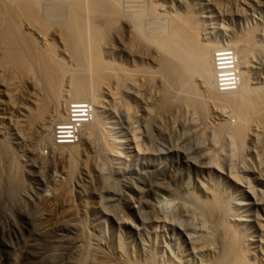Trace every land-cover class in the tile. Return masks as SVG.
<instances>
[{
    "label": "rangeland",
    "instance_id": "rangeland-1",
    "mask_svg": "<svg viewBox=\"0 0 264 264\" xmlns=\"http://www.w3.org/2000/svg\"><path fill=\"white\" fill-rule=\"evenodd\" d=\"M138 1H140V2H138ZM138 1L137 0H134V1L128 0V2H127L125 0V2H124V0H120V5L124 11L127 12L129 10L127 13H129V12L132 13V12L137 11L139 9L138 8L139 6L141 7L142 5H144L146 3L147 4L151 3V1H153L152 3L154 5L152 3L151 4L155 8L154 10H156L157 13L159 12L158 13L159 15H157V13H155L157 16L155 15L154 18H156L158 16L159 17L154 20L152 18L153 16L151 17L148 14H144L145 16L143 15L141 18L144 21L140 20V22L142 21L140 23L141 27L147 31V34H148V31L151 32V30H153L152 26H154L155 28L157 27L159 29H162L166 25V24L163 25L165 21H167V20L177 21L178 18L176 19V17H178V16H179V18H180V16H183V17L186 16V18H188L187 17L188 13L191 14L188 16H193V19L195 20L193 22L196 25H198L197 28L200 29V31H198L199 29H196L197 30L196 34L198 33V35H196L197 41H199L200 43L201 42L204 43L203 40H205V42H207V41L208 42L209 41L215 42L216 41L218 43V45L223 44L222 42H225V43H230L231 41L236 42L237 37L241 38L246 34H252V33L254 34L255 42L259 43L258 42L260 39L259 34H261L260 32L264 31V0H155V1L154 0H138ZM143 1H145L146 3ZM121 2H123L125 4H123ZM137 2H138V4H137ZM139 3H141V4H139ZM131 4H132V6H131ZM135 4H137V7ZM160 5H161V7H160L161 9L158 7ZM155 6L158 8H156ZM126 9H128V10H126ZM146 17H147V19H146ZM149 17L152 20H150ZM166 17H167V19H166ZM145 19H146V21H145ZM179 20H181V19H179ZM162 21H163V23H159ZM157 25L158 26L160 25L161 27H158ZM148 26H150V27H148ZM145 27H148V28H145ZM115 28H117L116 29L117 31L115 29H112V30H114L116 32V34L115 33L112 34V32H114V31L111 30L110 31L111 34H109L107 37L109 42H108V40H106V42L103 43L106 46V47H104V45H103L102 50H101L102 54H103L102 55L103 59L107 58L106 60L108 62L111 60L110 62H112V63L114 62V64L120 63L119 65H121V66L123 65L122 68H124V69L130 68V69H132V71L136 68H138V69L141 68L143 70L146 69L147 72L151 70L150 73L152 74V71H153L154 78H153V76L149 75L150 74L149 73L148 76L152 77V79L150 78L151 80L147 76L148 80L146 79V80L142 81L143 84L141 82H138V83L135 82V84L137 83V85L140 84V87H139V85L138 86L136 85V87L135 86L131 87L129 89V91L125 92L124 94H123V92H120L121 95L119 94L120 95L119 99H121V100L119 103L115 104L116 107H114V108L116 110L115 109H114L115 111L113 109L110 110L112 113H110L108 111L110 113V115L108 112H105L106 114L102 113L100 115V118L104 119L103 122L104 123L107 122L106 123L107 130L110 131L112 128L113 131L111 130V134L115 133L116 136L119 134L121 138H125V136H127L129 134V132L131 130L130 128L132 127V129L135 130L136 133L139 131L137 133L138 134L137 137H139L141 139L140 140L138 138L139 146L142 145V147L141 148L139 147V149L140 150L142 149L143 151L141 150L140 152L139 151L137 152L136 150L131 149V147L133 145L131 146L128 144H126V145L123 144L122 145L123 147L121 146V152H120L119 157H121L122 155H124V156H122L121 158H119V157H113V158L111 157L110 158L109 157L111 159L110 160L108 157L104 158V156H103V158L105 160L108 158L107 159L108 161L109 160L112 161L111 164H109L108 161H106L107 164L106 163L103 164V162H101V161L105 162V160H103V158H101L102 156H99L98 152L96 153L95 149H93L94 147L93 146H92L93 148L88 147L85 144L84 140L83 141H82V139L80 140L79 137H76V143L73 144L74 147H77L76 155L73 154L72 156H69L71 154L69 152L67 153L66 147L71 146V145H68V146L63 145V146H60V147H62L61 149H59V148L56 149L55 147H58V146L54 147V145H52L51 132H52V129H53L55 124H57L58 122H62L59 119H55V118L52 119V116L48 117V115H47V117L44 116V120L46 119L45 120L46 122L48 120V122H50V125H51L49 136H48L50 140L49 139L45 140V138L43 139V136H44L43 133L44 132L40 128H37V126H34L35 128L34 127H31V128L27 127L25 125L26 123H23V113L21 112V109L24 108L25 105L27 106V103H28L27 100L29 99L28 96L32 95V92L30 93L29 91H32V89L26 83H23V82L21 83V82L15 81L16 79H14L13 77H10L11 74L9 76V72H5V71H2L0 69V71H1L0 74H2V75H0L1 76L0 77V130H1V132H0V148H1L0 149V264H74L73 260H74V262H76L75 261V260H77L76 258L79 257V254H78L75 246H76V244L77 245L79 244L78 241L82 237V235H81L82 231L81 230H83V233L89 232L88 235L90 234V237H92L90 239V244L92 242H94L95 244L92 243L91 245L93 247L94 246L96 247V249H94L95 247L93 248L94 252L91 251L92 259H90V257H91V253H90V255H89L90 257L88 256V259L85 260V264H101L100 260H102V258L107 260V262H106V260H104L106 264L107 263H109V264H115V263L118 264L119 263L120 264L121 260H120V262L118 260V259H120V258H118L120 256L117 254V252H119V250H116V249H118L117 244H119V242H121L119 244V246L121 248L122 247L126 248V246H128V249L122 248V250L123 249L125 250V252L123 251L125 253V255H127V254L132 255V252L134 251L133 255H135L134 256L135 259H138V256H136V255L139 254L140 251H142L141 248L144 246H145L144 247L145 249L144 248H142V249L146 250L147 253L149 252V254L145 253V251L143 250L144 251L143 255L145 253L146 254L145 257H148V258L150 256L153 258L155 257V262L160 260V259L162 260V259L166 258V259L170 260V258H172V257H170L171 255L168 254V252H170V251H168V247L171 248L172 255L176 254V257H174V258L179 257V258L184 259V261L187 260V257H190V259H192V257L197 256V258H198L200 256H198L196 254L194 255L193 254L194 252L190 248L189 244L187 242L185 243L184 236L189 235L190 231H191L190 234H193L190 236H196L197 235V234H195L197 231L195 232L192 229V227L197 228V225L199 227L198 217L201 215V213H200L201 211H199L200 209L198 210L195 207L196 206L195 198L200 199V197H201V199H202V196L204 194L202 191L203 188H201V190H200L199 187H204L206 189L207 188L210 189L211 186H212V188H216V189L219 188V190H217V191H219V193H222V195L225 193L227 195V197H229L228 198L229 200H230V198H231V200L232 199L236 200L235 202H233V200H232V203H231V200L228 201V199H227V202L232 206V209H231L230 208L231 206L229 205L230 215L233 212V214L231 215L232 218L242 219V225L238 226V228H239L238 231L240 233L242 231V233H244V234H249V235L252 234L254 236H257L256 239L254 238L255 239L254 241H256L258 236L260 235L258 240L260 239L261 242L258 245V244H256L258 241L257 240L256 243L254 244V246H256L255 247L256 252H255V254H253L251 256V258H252L253 264H259V263L264 264L263 263L264 253H261V252H264V245H263L264 244L263 243L264 242V233H262L264 231V194H263L264 193L263 192L264 191V125L260 122H256V123L251 124L250 129H249V135H248L249 138L247 137L248 139L246 138L244 140L245 142H243V144L245 146L244 145L241 146L240 149L238 148L237 144H235L236 146H234L233 145L234 143L232 144L231 140L228 137H227V139H225L226 137L224 138L225 141L221 140L223 142V143L220 142L221 145L223 144L222 146L219 143L217 145L213 146L214 143H213L212 135H211L213 133L212 131H214V129L220 124L221 121L226 122V123L229 122L228 124H230V122L233 123V120L236 122V119H232V118H234L233 115L228 113V110L226 107H222L221 105H218L217 107L219 108L218 110L221 111L220 112V111L216 110L217 107L215 109V105L212 108V106H211L212 104H209V105H206L207 106V108L205 110L206 116L205 115L201 116L195 109H192L191 107H188L185 105L187 107V109H186V107L183 106V104L182 105L181 104L178 105V103L173 104V102L171 101L172 99L170 101H167V103H168L167 105L169 106V107H167L166 103H164V101H163V95L160 96V94H162L163 91H162V86H160L161 85L160 84L161 77H160V79L158 77L161 74L158 73V75H157V72H158L157 68L158 67H156V66H158V64H157L158 59H157L156 63L153 62V61H155V57L158 58L157 53H159V52L157 50H155L157 48L153 47L152 45H151L152 47L147 45V47L149 46L148 47L149 49L146 48V46H145V47H143L144 49L142 50L141 49L142 46H141V48H140L141 50L138 48L139 50L137 51V48L134 47L133 43H132L133 47L131 46L132 41L129 42L130 39H129V36H127V35H129L128 31L125 30V28L120 23H118V25ZM195 28H196V26H195ZM249 30H251V31L248 32ZM222 31H224V32H222ZM121 38L123 41L121 40ZM110 42L113 45L110 44ZM107 44H108V46H107ZM126 46H128V47H126ZM126 48H127V50H126ZM104 49H106V50H104ZM213 50H214V48H212V52H213ZM155 51H157V53ZM131 58L132 59L134 58V59L132 60ZM254 58L255 57H252V59H254ZM134 62H135V64H132ZM151 66L153 67V69ZM154 70H156V71L154 72ZM155 74H156V76H155ZM7 77L13 78L14 84L8 82L9 78H7ZM10 80L12 82V79H10ZM153 81H154V83H152ZM148 82H149V84L150 83L153 84L152 85L153 87L151 86V84L149 85ZM19 83H20V85H19ZM198 83L199 82H197V84ZM5 84L8 86L10 84V87L13 90L9 89L10 87L7 86L8 89L6 92V90H5L6 87H3V86H6ZM147 84L149 86H147ZM142 85H143V87H142ZM261 85L264 86V74H259V73L253 72L251 77H250V80H248V88L250 89V87H251L252 90L251 89L250 90L253 92L254 91L253 89L255 87L261 86ZM156 87L158 89H156ZM137 88H139V89H137ZM143 88H145V89H143ZM151 88H154V90ZM132 89H134V90H132ZM199 90H200V88H199ZM152 91H154V92H152ZM18 92H20V93H18ZM125 94L128 96H126ZM27 97H28V99H27ZM155 99H156V101H155ZM160 100H162L161 102H163L164 105H166L165 107H163L164 105H163V103L160 102ZM25 101H26V103H25ZM75 102H80V101L68 100L66 107H67L68 103L72 104ZM87 102H89V101H87ZM121 102H122V104H121ZM124 102L128 103V106ZM170 102L172 103L173 108H172ZM113 104H114L113 102L105 103V106L111 105L109 107L107 106V108H108L107 110H109L110 107L113 108ZM90 105H91V103H90ZM119 105H121L122 107H124L125 105L127 106L124 108L125 109L127 108V110L129 109L128 110L129 116L126 115L125 112H123V108ZM66 107H65V110H66ZM118 107L119 108L121 107L122 109L121 108L119 109ZM168 108H171V109H169L171 111V113L168 110ZM209 109H210V111H209ZM127 110H124V111H127ZM185 110H187L189 112L187 113ZM92 111H93V108H92ZM64 112H66V111H64ZM149 112L150 113L152 112V113L150 114ZM18 113H20V114H18ZM92 113L93 112H91V114ZM132 113H133V115H132ZM173 113H175V114H173ZM104 114L106 117L102 116ZM191 114H193V115H191ZM64 116H65V114H64ZM127 116H128V119L130 118L129 120L133 125L130 124L129 120L127 119ZM226 116H227V118H229L230 120L232 119V120L229 121V119H228L225 121V119H227ZM142 117H144V118H142ZM146 117H147V119H146ZM205 117H207L208 120L205 119ZM64 119H65V117H64ZM192 119H193V121H192ZM9 120H11V121H9ZM91 120H92V116H91ZM154 121H155V124L153 123ZM109 122H110V124H108ZM199 122L201 123V125L199 124ZM195 123H196V125H195ZM211 123H213V124H211ZM215 123H216V126H215ZM140 124H141V126H140ZM128 125H130V126H128ZM136 125H137V127H136ZM204 125H206V126H204ZM207 125H209V126H207ZM16 126H18V128ZM195 126H198L197 127L198 131L194 130ZM143 127L144 128L146 127V129H144ZM201 127H202V129H200ZM125 128H128L129 130H127ZM157 128L160 130H158ZM203 128H204V130H203ZM210 130H212V131H210ZM14 131L17 132V134H15ZM18 131H20L21 134ZM193 131L196 133H194ZM250 131H252V132L254 131V132L251 133ZM80 132L78 133V135L80 134ZM158 133H159V135H158ZM199 133H201V134L199 135ZM203 134H205V135H203ZM253 134H255V135H253ZM147 135H148V137H147ZM199 137H200V139H199ZM204 137H206V138H204ZM257 137H258V139H257ZM5 139H6V141H5ZM207 141L208 142L210 141V142L208 143ZM230 142H231V144H230ZM199 143H201V144H199ZM224 143H226V144H224ZM227 145H229V146H227ZM231 145H233V146H231ZM129 146H131V147H129ZM127 147H129L130 149ZM234 147H236V148H234ZM244 147H245V149H244ZM29 148L31 149V151H29L30 150ZM123 148H124V150H122ZM125 148L127 150H130V151L129 152L126 151ZM67 149H69V148H67ZM228 149L230 151H231V149L232 150L234 149L233 153L236 152V150L239 153L238 150H240V153L242 152V154H240V153L238 154L236 152L237 153V156H236L235 153L233 154L232 151L230 152ZM241 149H243V150L241 151ZM132 150H134V151H132ZM226 150H227V152H226ZM61 151H62V153H60ZM78 151H79V153H78ZM142 152H144V153L142 154ZM95 154H97V155H95ZM140 155H142V157ZM221 156H223V158ZM198 157H199V159H198ZM214 157H215V159H214ZM116 158H118V159H116ZM123 158L124 159L126 158V159L124 160ZM112 159H114V160H112ZM210 159H211V161H210ZM226 159H228V160H226ZM97 160H99L101 162V164L104 165V166L102 165L104 169L106 168L104 171L105 174L103 173V171L102 172L100 171V173H99V170H97L98 172L94 171V170L98 169L97 167L96 168L93 167L94 164H95V166L97 164L98 166L100 165V167H101L100 162H98L99 164L97 162H95ZM115 160H119V164H118V161H115ZM237 160H238V162H236ZM113 161H114V163H113ZM216 161H218V162H216ZM93 162H94V164H93ZM115 162H116V164H115ZM207 163L208 164L214 163L215 166H218L219 168H221L223 174H220V173H217L214 171H212L213 173L208 172L206 170L208 168ZM71 164H73V165H71ZM105 165H106V167H105ZM107 165L108 166L111 165V166H109L110 168H107ZM114 165H116V166H114ZM112 167H113V172H112V170H110V169H112ZM116 167H117V169H116ZM134 170H137V171L134 173ZM108 171L114 173V175L113 174L110 175L111 173H109ZM227 171H229L230 173L232 172L231 175H233V176L236 174L235 177L237 179H239V181H241V180L244 181V182L241 181V184L244 183L243 184L244 187H242V190H241V185H237V184L235 185L234 183H232V182L230 183V181H228L226 179L224 174H225V172L227 173ZM101 174H102V176H103V174L105 176L102 177ZM118 174H120V175H118ZM201 174H203V175H201ZM99 175H100V177H99ZM145 176L147 178H145ZM204 179H205V181H204ZM219 180H221V181H219ZM79 181H80V183H79ZM257 181H259V182H257ZM150 182L151 183L153 182V183L151 184ZM201 183H202V186H201ZM160 184H161V186H160ZM162 184H164V185H162ZM169 184H170V186H169ZM218 184H220V186ZM102 185L106 188V190ZM124 185H125L126 189L124 188ZM127 185L130 187H126ZM207 185H209V187H207ZM133 186L135 188L137 187V189L135 190V188ZM171 186H174V187H171ZM213 186H215V187H213ZM222 186L223 187L225 186V187L222 188ZM247 186L250 187V191H248L249 188H246ZM127 188H130V189H127ZM252 188H253V190H252ZM223 189H225L226 191H224ZM76 190H77V192H76ZM251 190L255 193V197L256 198L258 197L257 198L258 201L261 202V203H258L257 206H256V204H254L255 201H252V199L254 198L253 197L254 194H252L253 196L250 194V193H253ZM256 190H259V191H256ZM113 191H115V192L119 191L120 194H117L118 193L117 192L116 193L117 195L115 196V194H114L115 192L113 193ZM220 191H222V192H220ZM124 192H125V194H124ZM200 192L203 194H201ZM234 193H236V194H234ZM127 194H130V195H127ZM151 194H153V195H151ZM195 194L199 197H197ZM225 194L223 196H225ZM99 195H101V196H99ZM102 195H103V197H102ZM183 195H185V201H186V198L188 197L186 204L183 201L184 199H182L184 197ZM108 196H109V198L110 197L111 198L110 199L107 198ZM114 196L117 198H115ZM190 196H192V197H190ZM223 196H222V199H223ZM193 197H194V199H193ZM227 197H225L223 200H226ZM237 197H239V198H237ZM191 198H192V200H191ZM237 199H239V200H237ZM159 200L160 201L162 200L161 202L164 204H161V202ZM135 201H137L138 203ZM62 202L64 205L62 204ZM100 202L102 204H100ZM124 202H126V203L121 204ZM159 202H160V204H159ZM190 202H192V203H190ZM108 203H109V206H108ZM111 203H113V204H111ZM155 203H156V205L158 204V206L161 205L162 208L160 207V210H159L158 206L156 207ZM188 203H190V204H188ZM193 203H194V207L193 206L190 207V205H192ZM234 203H235V206H234ZM126 204H127V207H126ZM97 205H99V206L101 205V207L96 208ZM237 205H238V207H237ZM62 206H64V208ZM91 206H93V207H91ZM106 206H108V209H106L107 208ZM135 206H137V207H135ZM152 206L153 207L155 206V207L153 208ZM179 206H181V207H179ZM121 207H123V209H121ZM235 207H236V209H235ZM68 208H70V210ZM99 208L100 209L105 208L106 210H103V211H106L109 213L111 211V213L107 214L106 212H102V210H100ZM156 208H158V209H156ZM238 208H240V209H238ZM98 209L100 212L98 211ZM151 209L158 210L159 214L155 210H154V212H155L154 213L153 210L151 211ZM178 209L181 211H178ZM188 209H190V210H188ZM191 209H192V211H191ZM233 209L235 210V212ZM182 210H184V211H182ZM185 210H186V212H185ZM194 210H197L199 212L196 213L197 211L194 212ZM160 212H161V214H160ZM182 212H183V214H182ZM237 213H238V215H237ZM195 214H199V215H195ZM239 214L242 217H239ZM61 215H63V216H61ZM152 215H153V217H152ZM156 215H159L160 218ZM126 216L130 217L129 219L131 221H128L129 219ZM231 216H230V218H231ZM65 217L68 220L72 219V221H68L67 219H65ZM157 217H158L159 222L156 219L157 222L155 223L156 220L153 221V219H155ZM121 218H122V221H121ZM191 218L193 219V222H192ZM59 219H61V220H59ZM123 219H125V220H123ZM240 219H238V220H240ZM140 220H142V221H140ZM160 220H162V221L160 222ZM73 221H74V223H73ZM78 221H80V222H78ZM117 221H119V222H117ZM120 221L122 222V224H120L121 223ZM123 221H127L129 224H131V222H132L133 224L126 227L124 225ZM247 221H249V222H247ZM82 222H84V223H82ZM188 222H190L189 224H191V223L192 224L187 225ZM182 223H184L185 225ZM193 223H197V225L195 226ZM72 224H73V226H71ZM81 224L84 225L83 229H82L83 226L80 227L81 229L78 227ZM168 224H170V225H168ZM135 225L137 226L138 229L134 228L135 229L134 230L131 226L134 227ZM172 226H173V228H172ZM178 226L179 227L181 226L182 229L185 226H187V227L184 230L179 231ZM52 227H54V228H52ZM85 227H87V228H85ZM170 227L174 231L171 230ZM66 229H67V231H66ZM86 229H88V230H86ZM175 229H176V231H175ZM84 230H86V231H84ZM192 230L194 232H192ZM70 231H73L74 234H73V232H70ZM76 231L77 232L81 231L80 232L81 234L75 233ZM244 231L245 232L247 231V232L245 233ZM56 232H58V233H56ZM66 232H68V233L66 234ZM180 232H183V233H180ZM253 232H255V233H253ZM38 234H40V235L38 236ZM75 234H77V235H75ZM73 235L76 236L78 239L79 238L80 239L79 240L76 239ZM80 235H81V237H80ZM85 235H87V234H85ZM170 235H172V236H170ZM64 236H66V237H64ZM168 236L171 238H169ZM174 237H175V239H174ZM48 238H50V239H48ZM55 238H57V239H55ZM58 238H60V239H58ZM70 238H71V240L73 238L78 240V241L74 240V242L72 240L73 243H75V241L78 242L74 245V247H73L72 243L70 242L71 240L67 241ZM168 238L170 240H168ZM114 240H116V241L113 242ZM118 240H120V241H118ZM95 241H99V242H101V244H99L98 242H95ZM178 241H182V243L178 242ZM30 243H31V245H30ZM114 243H116V244H114ZM122 243H123V245H122ZM176 243L179 244V247H175ZM167 244H168V246H166L167 247V251H166L165 245H167ZM115 245H116V247H115ZM78 246H80V245H78ZM78 246H76V247H78ZM139 246H140V249H139ZM180 246L182 247L183 250L182 249L180 250V248H181ZM97 247L99 248V250L97 249ZM164 247H165V249H164ZM184 248H185V250H184ZM187 248H188V250H186ZM100 249L102 251H104V249H105L104 253L102 252L103 254L100 253L101 252ZM95 250H97V253L95 252ZM114 250H116V252H112ZM128 250H132V252L128 251ZM72 251H73V253H72ZM126 251H128L129 253ZM163 251H164V253H163ZM177 251L180 252L179 253V255L181 254L180 256L178 255ZM183 251H184V253H183ZM98 252L101 254V256ZM74 253L78 254V256H75ZM95 253L97 254V257H99V258L94 257L96 255ZM112 253H113V255H112ZM114 253H116V254H114ZM70 254L72 257L70 256ZM153 254H155V256ZM164 254L166 256L169 255V257L168 256L166 257ZM185 254H186V257L184 258ZM190 254H192L194 256H191ZM104 255H107L106 256L107 258H105ZM182 255H183V257H181ZM102 256H104V257H102ZM113 256H114V261H113ZM115 257L118 259H116ZM129 257H131V256H129ZM156 257L159 259H157ZM195 258L196 257H194V259ZM166 259L164 261L168 262V260H166ZM139 260H141V259H138V261ZM189 260H187V261H189ZM197 260H195V261L197 262ZM96 261H98V262L96 263ZM104 261L102 262V264H104ZM110 261H111V263H110ZM187 261H186L187 264H189V263L195 264L196 263V262H194V260H191V262L190 261L187 262ZM160 262H163V260ZM156 263L158 264L159 261ZM163 263H165V262H163ZM75 264H78V262H76Z\"/></svg>",
    "mask_w": 264,
    "mask_h": 264
},
{
    "label": "bare ground",
    "instance_id": "bare-ground-1",
    "mask_svg": "<svg viewBox=\"0 0 264 264\" xmlns=\"http://www.w3.org/2000/svg\"><path fill=\"white\" fill-rule=\"evenodd\" d=\"M126 1L128 2V0H126ZM132 1H134V0H132ZM124 2H125V0H124ZM138 2H140V1H138ZM138 2H137V4H138ZM143 2H145V1H143ZM152 2L153 1H151V3ZM121 3H123V2H121ZM151 3H148V4L147 3L146 4L143 3L144 5H142L141 7L139 6L138 7L139 9L137 11L132 12V13L131 12L127 13L129 10L126 9V10H128L126 12V11H124L121 8L120 0H0V69L2 71L9 72V76L11 74L10 77H13L14 79H16L15 81L21 82V83L22 82L26 83L32 89V91H29L30 93L32 92V95L28 96L29 99L27 97V99H28L27 100V102H28L27 106L25 105V107L21 109V112L23 113V123H26L25 125L27 127H29V128L34 127V126H37V128H40L44 132L43 133L44 134L43 139L45 138V140H48L49 139L48 136H49L50 126L51 125H50V122H48V120H47V122L45 121L46 119L44 120V116L45 117H47V115H48V117L52 116V119L55 118V119H59V120L63 121L64 117H65L64 116V114H65L64 111H65V107H66V104H67L68 100L89 101L91 103V105H90V113L93 112L92 113V120L89 123H86V124L83 125L80 134L78 136H76V137H79V139L80 140L82 139V141L84 140L85 144L88 147H92L93 146L94 148L93 147L92 148L95 149L96 153L98 152L99 156H102L101 158H103V156H104V158H106V157H108V158L109 157L110 158L111 157L112 158L113 157H119L120 156V152H121V146L123 144H125V145L128 144V145H131V146L133 145L132 147L131 146H129V147H131V149L136 150L137 152L138 151L140 152L142 150V149L141 150L139 149V147L141 148L142 145L139 146V141H138L139 137H137L138 136L137 133L139 131L136 133V131L133 130L132 127H131L130 128L131 130H130L129 134L127 136H125V138H121L119 134L117 136H116L115 133H114L115 135L113 133L111 134L112 128L110 127L111 130L109 129L110 131H108L107 127H106V123L107 122L104 123L103 122L104 119L100 118V115L102 113H105V112H108V111L110 113H112L110 110H112V109L114 110L115 109L114 107H116L115 104L119 103L120 100H121V99H119V96L121 95L120 92H123V94H124L125 92L129 91V89L131 87H133V86L136 87L138 82H141L143 84L142 81L146 80L148 74L151 72V70L147 72L146 69L143 70L141 68H139V69L136 68L133 71L130 68L129 69H126V68L124 69V68H122L123 65L122 66L119 65L120 63L119 64H114V62L113 63L110 62L111 61L110 59H109L110 60L109 62L106 60L107 58L103 59V57H102L103 54H102L101 50H102V46L103 45H104V47H106L105 44H103V43H105L106 40H108L107 37H108L109 34H111L110 31L112 29L116 30L117 28H115V27L118 25V23H120L125 28V30L128 31L129 35H127V36H129V39H130V40L129 39L128 40H129V42L132 41L131 42V46H132V43H133L134 47L137 48V51L141 48V46H142V48H141L142 50L144 49L143 47H145V46H146V48H148L149 46L150 47L153 46V47H156L157 49H155V48L154 49L157 50L161 54L160 55L159 53H157V51H155L158 54V58L154 56L155 57V61H153V62L156 63V61L158 59V62H157L158 66H156V67H158L157 68L158 69L157 75H158V73L161 74L158 77H159V79L161 77V79H160V84L161 85L160 86H162V91H163L162 94H160V93L159 94H160V96L163 95L164 103H166V105H167L168 104L167 101H170L172 99L171 101L173 102V104L174 103H176V104L178 103V105L179 104H181V105L183 104V106L186 105L188 107H191L192 109H195L201 116L205 115V110L207 108L206 105L212 104L211 105L212 108L215 105V109H216V107L218 105H221L222 107H226L227 110H228V113L233 115L234 118H232V119H236V122L233 120V123L230 122V124H228L229 122L226 123V122H222L221 121L220 124L214 129V131L210 130V131L213 132V133L211 132L212 133L211 134L212 135V140H213V143H214L213 146L217 145L218 143L220 144V142H222L221 140H224L225 137H226L225 139H227V137H228L231 140L232 144L234 143L233 144L234 146H236L235 144H237L238 148L240 149V147L244 145L243 144V142H245L244 140L247 137L249 138L248 135H249V129H250L251 124L256 123V122H260V123H262L264 125V86L261 85V86L255 87L253 89L254 90L253 92L251 91L252 90L251 87H250L251 90L248 88V80H250V77H251L253 72L259 73V74H264V31L260 32L261 34H259V38H260V39L258 38L259 39V41H258L259 43L255 42L253 33L252 34H246L244 36L242 35L243 37H241V38L237 37V41L236 42H233V41H231L230 43L222 42L223 44H219L218 45V43L216 41H215L216 42L215 43L213 41L205 42V40H203L204 43L203 42L200 43L199 41H197V37H196V35H198V33L196 34V32H197L196 29H199V28H197L198 25H196L193 22V21H195L193 19V16H188V15H191V14L188 13V15H187L188 18H186V16L185 17L180 16V18H179V16H178V17H176V19L178 18L177 21H173V20L165 21L166 23L164 22L163 25H165V24L166 25L162 29H159L157 27L155 28L154 26H152L153 30H151V32L148 31V34H147V31L144 30L141 27V24H140L142 21H144V20L141 19L142 16L144 14H148L151 17L153 16L152 18L154 20L159 17L158 16V17L154 18L155 15H156L155 13H157V11L154 10L155 9L153 7L154 4L152 3L153 4L152 5ZM123 4H125V3H123ZM137 4H135L136 7H137ZM139 4H141V3H139ZM131 6H132V4H131ZM158 7L160 8L161 5L158 6ZM158 7H156V8H158ZM158 13H157V15H159ZM146 19H147V17H146ZM146 19H145V21H146ZM149 19H150V17H149ZM166 19H167V17H166ZM179 19H181V20H179ZM140 20H142V21L140 22ZM150 20H152V19H150ZM159 23H163V21L159 22ZM195 26H196V28H195ZM148 27H150V26H148ZM148 27H145V28H148ZM158 27H161V26L159 25ZM112 31H114V30H112ZM198 31H200V29ZM250 31L251 30H249L248 32H250ZM222 32H224V31H222ZM113 33L116 34L115 31L112 32V34ZM121 40H122V38H121ZM108 42H109V40H108ZM111 42H110V44L113 43V42L112 43ZM147 45H149V46L147 47ZM107 46H108V44H107ZM226 46L233 47L235 49V51L237 52L238 56L236 57L235 61L237 62V65L239 64L236 68H238V69L240 68L239 71L241 70V74H240L241 83H240L239 87L236 90H234V91L218 92L214 88V74H213L214 57H213V54H212L213 53L212 52V48L218 50V56H225ZM126 47H128V46H126ZM104 50H106V49H104ZM126 50H127V48H126ZM252 57H255V58L252 59ZM132 64H135V62L132 63ZM152 69H153V67H152ZM155 71L156 70H154V72ZM0 75H2V74H0ZM149 75L153 76V71H152V74L150 73ZM151 76H148L149 79L150 78L152 79ZM155 76H156V74H155ZM7 78H9V77H7ZM13 78H9V80L12 79V82H11V80L10 81L8 80V82L14 84ZM153 78H154V76H153ZM196 81L199 82V83L197 84ZM135 82H137V83L135 84ZM152 83H154V81ZM148 84H149V82H148ZM148 84H147V86H149L151 83L149 85ZM19 85H20V83H19ZM138 85L140 87V84H138ZM152 85L153 84H151V86ZM7 86L8 85L3 86V87H6V89H5L6 92H7V89H8ZM8 87H10V84H9ZM142 87H143V85H142ZM199 88H200V90H199ZM9 89H12V88L10 87ZM137 89H139V88H137ZM143 89H145V88H143ZM151 89L154 90V88H151ZM156 89H158V88L156 87ZM132 90H134V89H132ZM152 92H154V91H152ZM18 93H20V92H18ZM126 96H128V95H126ZM155 101H156V99H155ZM161 101L162 100H160V102ZM107 102H113L114 103L113 104V108L110 107V109L107 110L108 109L107 106L108 107L111 106V105L105 106V103H107ZM25 103H26V101H25ZM161 103H163V102H161ZM164 103H163V105H164ZM121 104H122V102H121ZM125 104L128 106V103H125ZM126 105L124 107H127ZM166 105H164L163 107H165ZM119 106H121V105H119ZM171 106L173 108L172 103H171ZM124 107H122L123 108V112H125L126 115L129 116V113H128L129 109L127 110V108L125 109ZM167 107H169V106L167 105ZM92 108H93V111H92ZM169 109H171V108H168V110ZM186 109H187V107H186ZM218 109L219 108L217 107L216 110L220 111ZM124 110H127V111H124ZM185 111L187 113L189 112L187 110H185ZM209 111H210V109H209ZM110 113H109V115H110ZM170 113H171V111H170ZM18 114H20V113H18ZM105 114L102 115V116H105ZM173 114H175V113H173ZM132 115H133V113H132ZM191 115H193V114H191ZM128 116H127V119H128ZM142 118H144V117H142ZM226 118H227V116H226ZM146 119H147V117H146ZM205 119L208 120L207 117H205ZM228 119L229 118L225 119V121L228 120ZM231 120L229 119V121H231ZM9 121H11V120H9ZM192 121H193V119H192ZM129 122H130V120H129ZM200 122H199V124L201 125L202 122L201 123ZM153 123L155 124V121ZM108 124H110V122ZM130 124H132V123L130 122ZM211 124H213V123H211ZM195 125H196V123H195ZM128 126H130V125H128ZM140 126H141V124H140ZM204 126H206V125H204ZM207 126H209V125H207ZM215 126H216V123H215ZM16 127L18 128V126H16ZM136 127H137V125H136ZM197 127L198 126H195L196 129L194 128V130L198 131ZM202 127L200 129H202ZM125 129L129 130L128 128H125ZM144 129H146V127ZM158 130H160V129H158ZM203 130H204V128H203ZM0 132H1V130H0ZM18 132L20 133V131H18ZM250 132L253 133L254 131L253 132L250 131ZM194 133H196V132H194ZM15 134H17V132H15ZM200 134L201 133H199V135ZM158 135H159V133H158ZM203 135H205V134H203ZM253 135H255V134H253ZM147 137H148V135H147ZM204 138H206V137H204ZM199 139H200V137H199ZM257 139H258V137H257ZM5 141H6V139H5ZM231 142H230V144H231ZM226 143H224V144H226ZM199 144H201V143H199ZM233 145H231V146H233ZM61 146H63V145H61ZM227 146H229V145H227ZM129 147H127V148H129ZM55 148L56 149L57 148L61 149L62 147L58 146V147H55ZM67 148H69V149H67ZM234 148H236V147H234ZM76 149H77V147H74L73 145L66 147L67 153L69 152L71 154V155L68 154L69 156H72L73 154L76 155V152H77ZM244 149H245V147H244ZM122 150H124V148ZM134 150H132V151H134ZM233 150L231 149L232 153H233ZM242 150L243 149H241V151ZM29 151H31V149ZM126 151L129 152L130 150L126 149ZM238 151L240 153V150H238ZM144 152H142V154ZM226 152H227V150H226ZM236 152H237V150H236ZM236 152H234V153L237 156L238 152L237 153ZM60 153H62V151ZM78 153H79V151H78ZM240 154H242V152ZM95 155H97V154H95ZM122 156H124V155H122ZM140 156L142 157V155H140ZM121 157H119V158H121ZM221 157L223 158V156H221ZM104 158H103V160H105ZM107 159L105 160V162L104 161H101V162H103V164H105V163L107 164V162H106V161H108ZM114 159H112V160H114ZM116 159H118V158H116ZM198 159H199V157H198ZM214 159H215V157H214ZM110 160L108 161L109 164L112 163V161H110ZM226 160H228V159H226ZM115 161H118V164H119V160H115ZM210 161H211V159H210ZM95 162L98 163L100 161L97 160ZM101 162H100V164H101ZM216 162H218V161H216ZM236 162H238V160ZM113 163H114V161H113ZM93 164H94V162H93ZM103 164H101V167H100V165L98 166L96 164V166H95V164H94L93 167H95V168L97 167L98 168V169H96L94 171L99 170V173H100V171L101 172L103 171V173H104L106 168L105 169L103 168V166H104ZM115 164H116V162H115ZM71 165H73V164H71ZM109 166H111V165H109ZM109 166L107 165V168H110ZM114 166H116V165H114ZM105 167H106V165H105ZM116 169H117V167H116ZM110 170H112V172H113V167ZM206 170L208 172H210V173L212 171H214V172L223 174L221 168H219L218 166H215L214 163H209L208 164V168ZM136 171L137 170H134V173ZM112 172H109V173H111L110 175H112V174L114 175V173H112ZM228 172L229 171H227V173L225 172V174H224L226 179L228 181H230V183L232 182L235 185L236 184L237 185H241V190H242V187H244V185H243L244 183L241 184L242 180L239 181V179H237L235 177L236 174L234 172H233L235 174L234 176L231 175L232 172L231 173L230 172L228 173ZM104 174H103V176L101 174V176L104 177L105 176ZM120 174H118V175H120ZM201 175H203V174H201ZM99 177H100V175H99ZM145 178H147V177L145 176ZM204 181H205V179H204ZM219 181H221V180H219ZM242 182H244V181H242ZM257 182H259V181H257ZM79 183H80V181H79ZM162 185H164V184H162ZM218 185L220 186V184H218ZM160 186H161V184H160ZM169 186H170V184H169ZM201 186H202V183H201ZM249 186L246 187V188H249L248 191H250V187ZM126 187H130V186L127 185ZM171 187H174V186H171ZM207 187H209V185H207ZM213 187H215V186H213ZM224 187L222 186V188H224ZM124 188H125V185H124ZM199 188H200V190H201V188H203L202 191H203L204 194L201 193L202 192L201 191L200 193L203 194L202 199H201V197H200V199H196L195 198V200H196L195 201L196 202V206L195 207L198 210L200 209L199 211H201L200 212L201 213V215H200L201 217L200 216L198 217L199 227H198L197 223H193L195 226L197 225V228H195V227L193 228L192 227V229L195 232L197 231L195 233L197 235L196 236H190V235H193V234H190L191 231L189 230L190 231L189 235H185L184 239H185V243L187 242L189 244L190 248L193 250V252H194L193 254L194 255L196 254V255H198L200 257H198L199 258L198 259L197 256H194V255L190 254L191 256L196 257L198 260L196 258L194 259V257H192V259H190V257H187V260L190 259L189 260L190 262H191V260H194V262H196L195 260H197V262L195 264H253L251 256L253 254H255V252H256V249H255L256 246H254V244L256 243V241L258 240L260 235L258 236L257 240L254 241L257 236H254L252 234H250V235L249 234H244V233H242V231L240 233L238 231V229H239L238 226L242 225V219L238 218V219H240V220H238V219L232 218L231 215L233 214V212L230 215V213H229L230 212L229 211V205L230 204L227 202V199L229 197H227V195L225 193H224L225 196H223L224 194L222 195V193H219V191H217V190H219V188L218 189L212 188V186H211L210 189H208V188L206 189L204 187H199ZM127 189H130V188H127ZM136 189H137V187L135 188V190ZM105 190H106V188H105ZM223 190L226 191L225 189H223ZM252 190H253V188H252ZM256 191H259V190H256ZM76 192H77V190H76ZM114 192L115 191H113V193ZM117 192L114 193L115 196L117 194H120L119 191H117ZM220 192H222V191H220ZM124 194H125V192H124ZM234 194H236V193H234ZM250 194L251 195L254 194V196L252 195L254 197L252 199V201H255L254 204H256V206L258 205V203H261V202L258 201V199H257L258 197L257 198L255 197V193L254 192L250 193ZM103 195H102V197H103ZM127 195H130V194H127ZM151 195H153V194H151ZM99 196H101V195H99ZM183 196L184 197L182 199H184L183 201L186 204L188 197L186 198V201H185V195H183ZM222 196H223V199L225 197H227L226 200H223ZM190 197H192V196H190ZM194 197H193V199H194ZM197 197H199V196H197ZM107 198H109V196ZM115 198H117V197H115ZM237 198H239V197H237ZM191 200H192V198H191ZM230 200H231V198H230ZM230 200L228 199V201H230ZM232 200H231V203H232ZM237 200H239V199H237ZM235 201L236 200H233V202H235ZM135 202H137V201H135ZM160 202H159V204H160ZM125 203L126 202L121 203V204H125ZM190 203H192V202H190ZM190 203H188V204H190ZM194 203L192 205H190V207H192V206L194 207ZM62 204H63V202H62ZM100 204H102V203L100 202ZM111 204H113V203H111ZM161 204H164V203L161 202ZM155 205H156V203H155ZM108 206H109V203H108ZM108 206H106L107 207L106 209H108ZM157 206H158V204L156 205V207ZM234 206H235V203H234ZM62 207L64 208V206H62ZM91 207H93V206H91ZM98 207H101V205L100 206L99 205L96 206V208H98ZM126 207H127V204H126ZM135 207H137V206H135ZM160 207H161V205L158 206L159 210H160ZM179 207H181V206H179ZM237 207H238V205H237ZM158 208H156V209H158ZM230 208L232 209V206ZM68 209L70 210V208H68ZM99 209H98V211H99ZM106 209L105 208H101L100 210H102V212H106V211H103V210H106ZM121 209H123V207H121ZM156 209H151V211L153 210V212H154V210H155L158 213L159 211L156 210ZM235 209H236V207H235ZM238 209H240V208H238ZM188 210H190V209H188ZM178 211H181V210L178 209ZM182 211H184V210H182ZM191 211H192V209H191ZM195 211H197V210H194V212ZM199 211H197L196 213H198ZM185 212H186V210H185ZM234 212H235V210H234ZM106 213L108 214L109 212H106ZM110 213H111V211H110ZM160 214H161V212H160ZM182 214H183V212H182ZM195 215H199V214H195ZM237 215H238V213H237ZM61 216H63V215H61ZM156 216L159 217V215H156ZM230 216H231V218H230ZM152 217H153V215H152ZM158 217L153 219V221L156 220V219L158 220ZM239 217H242V216H240V214H239ZM127 218L129 219L130 217H127ZM61 219H59V220H61ZM65 219H67V218L65 217ZM123 220H125V219H123ZM157 220L155 221V223L157 222ZM68 221H72V219L71 220L69 219ZM121 221H122V218H121ZM128 221H131V220L129 219ZM140 221H142V220H140ZM161 221L162 220H160V222ZM78 222H80V221H78ZM117 222H119V221H117ZM158 222H159V220H158ZM192 222H193V219H192ZM247 222H249V221H247ZM73 223H74V221H73ZM82 223H84V222H82ZM123 223H124V225L126 227H128V226L133 224L132 222H131V224H129L127 221H123ZM189 223L190 222H188L187 225H191L192 224V223L191 224H189ZM120 224H122V222ZM182 224H184V223H182ZM168 225H170V224H168ZM71 226H73V224ZM173 226H172V228H173ZM78 227L79 228L82 227V229H83L84 225L81 224ZM131 227L133 229L137 228L136 225L134 227L133 226H131ZM186 227L187 226H185L182 229L181 226L180 227L178 226V229H179V231H182ZM52 228H54V227H52ZM85 228H87V227H85ZM172 228H171V230H173ZM86 230H88V229H86ZM86 230H84V231H86ZM193 230H192V232H194ZM66 231H67V229H66ZM77 231L75 232L77 234L82 231L81 232L82 234L80 233L82 235V237L80 235L81 239L79 238L80 239L79 240L76 236L73 235L79 241L76 240L75 238H73L72 240H73V242H74V240L78 241L79 242L78 245H80V246H78L76 244V243H78L76 241H75V243H73L71 238L69 240H67V241L71 240L70 242L72 243L73 247H74L75 244H76V246L79 247L78 248V247L75 246V248H76V250H77V252L79 254V257L76 258L78 261L77 260H75V261L78 262V264H85V260L88 259V256L90 255L91 251L94 252L93 248L95 246L93 247L91 245L94 242H92L90 244V239L92 237H90V234L88 235L89 232L83 233V230H81L80 232H77ZM175 231H176V229H175ZM70 232H73V231H70ZM56 233H58V232H56ZM67 233L68 232H66V234ZM180 233H183V232H180ZM253 233H255V232H253ZM262 233H264V231ZM73 234H74V232H73ZM77 234H75V235H77ZM85 234H87V235H85ZM39 235L40 234H38V236ZM170 236H172V235H170ZM64 237H66V236H64ZM60 238H58V239H60ZM169 238H171V237H169ZM169 238H168V240H170ZM48 239H50V238H48ZM55 239H57V238H55ZM174 239H175V237H174ZM115 241L116 240H114L113 242H115ZM118 241H120V240H118ZM95 242H98L99 244H101V242H99V241H95ZM178 242L182 243V241H178ZM260 242H261V240L259 239L256 244L259 245ZM120 243L121 242H119V244ZM114 244H116V243H114ZM119 244H117V248L118 249H116V250H119V252H117V254L120 257H118V256L117 257L120 258V259H118L116 257L115 258L118 259L119 262L121 260L120 264H157L156 262H158V261H159L158 264H187L186 263V261H187L186 259H185L186 261H184V259L179 258V257L178 258H174V257H176V254L175 255L173 254L174 256L172 255L170 247H168V251H170L171 253L168 252V254L171 255L170 257H172V258H170V260L165 258L166 260H168V262L164 261L165 259H162L163 262H165V263H163V262H160V261H162L161 259L155 262V257L154 258L151 257V256L149 258L145 257L146 256L145 253H147L146 250H144L145 246L144 247L141 246L144 249L141 248L142 251H140L139 254L136 253L137 254L136 256H138V259H141V260L138 261V259L134 258V256H135V255H133L134 251L132 252V250H128V251L132 252V255L131 254L129 255L127 253H126L127 255H125V253H124L125 250L124 249H126V248L128 249V246H126V248L122 247V248H124L122 250V248L119 246ZM30 245H31V243H30ZM122 245H123V243H122ZM166 246H168V244L165 245V247ZM115 247H116V245H115ZM165 247H164V249H165ZM175 247H179V244L176 243ZM182 247L180 248V250L182 249ZM94 249H96V247ZM97 249L99 250L98 247H97ZM139 249H140V246H139ZM116 250H114L112 252H116ZM143 250L145 251L144 255H143V252H144ZM184 250H185V248H184ZM186 250H188V248ZM100 251H101L100 253H102V252L104 253L105 249H104V251H102L100 249ZM128 251H126V252H128ZM166 251H167V247H166ZM95 252L97 253V250H95ZM180 252H178V255H179ZM72 253H73V251H72ZM76 253H74L75 256H78V254H76ZM163 253H164V251H163ZM183 253H184V251H183ZM261 253H264V252H261ZM114 254H116V253H114ZM147 254H149V252ZM186 254L184 255V258L186 257ZM112 255H113V253H112ZM128 255L131 256V257H129ZM153 255L155 256V254H153ZM169 255H167V256L169 257ZM70 256H71V254H70ZM100 256H101V254H100ZM104 256H105V258H107L106 257L107 255H104ZM104 256H102V257H104ZM94 257H97V254ZM181 257H183V255ZM97 258H99V257H97ZM90 259H92V253H91ZM157 259H159V258H157ZM102 260L104 261L106 259L102 258ZM102 260H100L101 264L103 262ZM113 261H114V256H113ZM189 261H187V262H189ZM76 262H74V260H73L74 264ZM97 262L98 261H96V263ZM106 262H107V260H106ZM110 263H111V261H110ZM263 263H264V261H263ZM104 264H106L105 261H104ZM107 264H109V263H107ZM259 264H261V263H259Z\"/></svg>",
    "mask_w": 264,
    "mask_h": 264
},
{
    "label": "built area",
    "instance_id": "built-area-1",
    "mask_svg": "<svg viewBox=\"0 0 264 264\" xmlns=\"http://www.w3.org/2000/svg\"><path fill=\"white\" fill-rule=\"evenodd\" d=\"M237 56V52L231 46H226L225 56H218V50H213L214 88L216 91H234L239 87L241 70L236 68L239 65L235 61ZM65 111L64 121L55 124L51 132L52 145L54 146L75 144L76 136L83 125L91 121L90 103L87 101L68 103Z\"/></svg>",
    "mask_w": 264,
    "mask_h": 264
}]
</instances>
